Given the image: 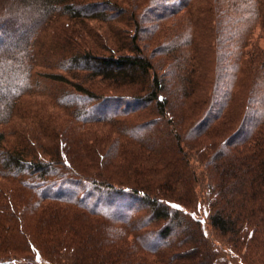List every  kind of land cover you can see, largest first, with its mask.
I'll use <instances>...</instances> for the list:
<instances>
[{
    "label": "trees",
    "instance_id": "trees-1",
    "mask_svg": "<svg viewBox=\"0 0 264 264\" xmlns=\"http://www.w3.org/2000/svg\"><path fill=\"white\" fill-rule=\"evenodd\" d=\"M157 4L0 0V127L42 82L62 87L60 103L77 127L54 129L52 138L60 140L55 149L27 132L11 148L0 128V181L13 187L0 185V264H240L239 257L264 264V124L244 116L238 128L231 127V118H223L234 97L229 91L216 99L217 113L210 100L204 118L185 124L188 118H181L176 104L186 110V101L205 91L197 92L207 74L192 31L202 20L188 22L189 32L179 37L193 35V45H179L171 53V69L160 75L142 46L143 33L155 36L159 26L145 28L150 14L157 23L167 16L155 13ZM148 6L150 14H142ZM233 7L224 12L232 14ZM59 18L65 21L60 45L54 46L41 34ZM119 18L126 23L115 34L133 32L130 40L104 36L105 52H96L87 23ZM240 55L232 52L234 64L223 76L235 78ZM258 55L264 68V52ZM99 83L139 90L99 94ZM262 84L264 72L257 68L248 105L257 101ZM150 107L158 117L118 118ZM221 120L229 127L213 138L234 132L219 144L203 145ZM248 121L256 124L246 133ZM102 124L113 133H85L86 126ZM73 129L81 130L75 138L68 134ZM194 158L204 165L199 172L191 166Z\"/></svg>",
    "mask_w": 264,
    "mask_h": 264
},
{
    "label": "rangeland",
    "instance_id": "rangeland-1",
    "mask_svg": "<svg viewBox=\"0 0 264 264\" xmlns=\"http://www.w3.org/2000/svg\"><path fill=\"white\" fill-rule=\"evenodd\" d=\"M86 1L98 2L103 0ZM127 1L138 3V0H117V2H123L124 4ZM185 2L188 3L189 6L187 5V7H184L183 4ZM232 5H234L233 9L230 11L232 14H226L224 9ZM150 9L151 6H148L147 11L142 14H150ZM152 9H154L156 14L165 12L167 16L157 23L155 18L152 17L153 15L150 14L151 21L145 23V28L150 29L151 26L154 27L153 24H158L159 26L157 31L155 29V36H151L148 32L143 33L145 41H143L142 46L145 52L152 58L155 69L160 75L164 73L167 74L171 69L170 63L173 62L171 53L177 50L176 48H178L179 45H193V35L188 36L189 38L186 39L184 35V39L181 41L183 34L189 32L188 28L191 27L188 22L190 20H202L199 25L195 27L196 31H192L194 32L195 39L198 40L200 45L197 55L203 64L201 65V69L207 74L206 77L202 79L203 83H199L197 92L203 89L205 91L201 92V94L197 93L194 98L186 101V108H184L186 110H183V104L181 105L180 102H178L180 104H176V111L180 113L181 118H185V120L188 118L185 124L189 125L192 120L197 122L201 120V118H204L206 112L210 108V100H212L215 105L214 109L212 108V113H217L221 101L218 102L216 99L221 97L225 91H229L230 95H234L232 102L223 114V118H231V120H227L232 123L231 127H237L244 116L253 119L260 118L261 123L264 124V84L258 87L260 92L257 101L254 104H247L250 93L249 85L250 81L253 80L254 71L258 68L261 72H264V68L261 66L262 60L258 55L259 51L264 52V5L259 6L257 0H158V4ZM173 9H177L178 12L174 14L169 13ZM64 21L65 19L59 18L49 24L48 27H45L43 34H41V40L43 39V41L51 42L49 44H53L54 46L60 45L62 36L60 32ZM125 23V19L123 18L107 23L95 21L88 22V27L95 33L93 38L94 50L99 53L105 52L103 47L106 44L104 36L116 37L118 41L121 39V43L125 40L129 41L133 32L115 34L122 30ZM68 24L67 22L66 26H68ZM188 24L189 27L184 30L185 26ZM176 36H181V38ZM168 42H171V47L169 45V47L167 46V50L158 51L159 45L165 46ZM194 44H196V41ZM184 47L186 48L185 53L188 55L193 53L188 46ZM123 52L126 51L123 50ZM232 52L241 53L240 56H242V61L238 70L235 71V78L233 77L231 79L223 76V69L229 68L234 64V58L233 60L231 59ZM56 54L59 53L56 52ZM38 70L42 69L39 68ZM52 70L57 71V69ZM221 76L223 77L220 78ZM217 78L219 82L216 81ZM231 81H233V83L230 85ZM217 83L219 86L216 88L215 84ZM39 85L40 87L37 90L35 89L32 93L25 95L19 101L18 105L12 111V116H9V118H12L9 124L5 127H0L8 133L7 145L11 148L18 144V137H20L21 132H27L26 134L29 137L40 135L43 139V144L48 148L55 149L56 145L54 142H58V139L57 137L52 138V136H54L52 134L53 130H66L69 127H76V124L73 123L70 119L71 117L68 115V110L60 103V98L63 94L62 87L49 85L45 82ZM96 88L95 90H97L99 94L118 95L132 94L139 90V87L136 86L129 87L125 85L118 87L108 83H99ZM254 98H256V95ZM206 99L209 100L207 104L205 103ZM261 110L263 112H261ZM158 114L159 113H157L153 107H150L149 109L137 110L130 114H123L118 118L126 120V122H137L144 118L158 117ZM255 124V121H248L246 133L248 131L250 132ZM78 127L80 126L78 125ZM228 127V124H225L224 120L216 122L214 125L215 129L208 132V137H204L201 143L203 145H208L211 141H215L219 144L222 139L229 137L234 131L230 128V131L228 133L226 132L224 137L220 139L216 137L213 138L215 132H223L228 129ZM85 128V133L87 132L88 135L91 136L96 135L97 137H101V135H110V133H113L111 126L108 124H102L100 126L94 125L93 127L86 126ZM13 132H16V134L11 135ZM77 133H81V130L74 131L73 129L68 134L72 138H75L76 136L74 135ZM246 133H242L241 135ZM205 147L208 148L207 146ZM191 166L199 172L204 165L194 158ZM0 185L6 191H11L13 188L8 184L3 185L1 181ZM213 237L215 238L216 235H213ZM216 238L219 240L218 237ZM260 248L263 249V247ZM260 251L261 250H259V252ZM247 258L248 257H246V260ZM246 260L239 257L236 262L247 264L249 258L247 261ZM256 264H261V262H256Z\"/></svg>",
    "mask_w": 264,
    "mask_h": 264
},
{
    "label": "bare ground",
    "instance_id": "bare-ground-1",
    "mask_svg": "<svg viewBox=\"0 0 264 264\" xmlns=\"http://www.w3.org/2000/svg\"><path fill=\"white\" fill-rule=\"evenodd\" d=\"M110 38V37H109ZM150 38V37H149ZM111 42V41H110ZM142 53H143V51H142ZM129 103V102H128ZM207 122V121H206Z\"/></svg>",
    "mask_w": 264,
    "mask_h": 264
}]
</instances>
